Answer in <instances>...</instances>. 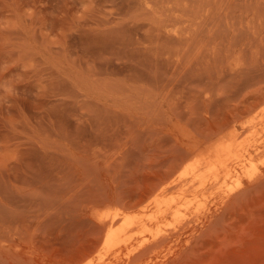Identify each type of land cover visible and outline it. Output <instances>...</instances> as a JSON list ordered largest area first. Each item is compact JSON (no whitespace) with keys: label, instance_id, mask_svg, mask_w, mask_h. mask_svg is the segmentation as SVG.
<instances>
[{"label":"rangeland","instance_id":"1","mask_svg":"<svg viewBox=\"0 0 264 264\" xmlns=\"http://www.w3.org/2000/svg\"><path fill=\"white\" fill-rule=\"evenodd\" d=\"M0 264H264V0H0Z\"/></svg>","mask_w":264,"mask_h":264},{"label":"bare ground","instance_id":"2","mask_svg":"<svg viewBox=\"0 0 264 264\" xmlns=\"http://www.w3.org/2000/svg\"><path fill=\"white\" fill-rule=\"evenodd\" d=\"M248 144V143H247ZM239 146V145H238ZM241 147V146H240ZM258 153V152H257ZM260 153V152H259ZM256 156L257 155H259V154H255ZM240 157V156H239ZM258 157V156H257ZM236 158V157H235ZM236 159H238V157L236 158ZM227 161V160H226ZM226 161H224V162H226ZM247 162V161H246ZM192 165V164H191ZM196 165V164H195ZM242 165V164H241ZM234 166V165H233ZM192 168V167H191ZM188 169H189V167H188ZM221 169H223V166H222V164H221V162H219L218 160H211V159H209V161H207V162H202V163H198L197 164V166H195L192 170H191V174L194 176V175H196L195 177H197L198 178V176L197 175H206V176H210V177H212V179H214V181L215 180H217L218 179V173H219V171L221 170ZM239 169V168H238ZM245 170V169H244ZM247 170V169H246ZM231 171V170H230ZM221 172H222V170H221ZM223 172H224V170H223ZM225 173V175L228 173V172H224ZM221 174V173H220ZM219 174V175H220ZM220 177V176H219ZM225 177V176H224ZM223 178V177H222ZM221 179V178H220ZM219 179V180H220ZM227 179V178H226ZM199 179H197V181H198ZM209 180V179H208ZM189 181H191V180H189ZM200 181H201V179H200ZM212 181V180H211ZM210 181V182H211ZM213 181V182H214ZM218 181V180H217ZM203 182H204V178H203ZM205 182H207V181H205ZM209 182V183H210ZM222 182V181H221ZM204 185V184H203ZM206 185V184H205ZM220 185V184H219ZM214 186H216V185H214ZM213 187V186H212ZM177 198V197H176ZM180 198V197H179ZM157 199V198H156ZM155 199V200H156ZM160 199H162V198H160ZM179 200V199H178ZM195 200V199H194ZM198 200V199H197ZM158 201H159V199H158ZM163 202H164V200H163ZM163 202H161V203H163ZM154 203V202H153ZM167 203H169V202H167ZM178 203V202H177ZM159 204V203H158ZM201 204V203H200ZM157 204H155V206H156ZM170 205H172L171 203H170ZM161 206H163V205H161ZM173 206V205H172ZM197 206V205H196ZM157 208V207H156ZM160 207H158V209H159ZM162 208V207H161ZM161 208H160V210H161ZM165 208H167V204H166V207ZM169 208H170V206H169ZM196 209V208H195ZM165 210V209H164ZM156 211V210H155ZM196 212V211H195ZM171 213V212H170ZM197 213V212H196ZM152 215V214H151ZM171 215V214H170ZM143 216V215H142ZM145 216V215H144ZM149 216H150V214H149ZM148 216V217H149ZM134 217V216H133ZM153 217L155 218V216L153 215ZM131 218V217H130ZM134 218H136V216L134 217ZM122 219V218H121ZM120 219V220H121ZM149 219V218H148ZM135 220V219H134ZM134 220L132 219V221L134 222ZM145 220V219H144ZM153 222H154V220H152ZM122 222V223H121ZM120 222V226L118 225V227L116 228V229H114V227L113 228H111L110 227V230L108 231V233H107V235H106V239L104 240V242H105V245L106 246H108L109 248L111 247L112 248V246H116L118 243H119V241H120V239H122L121 237L124 235L123 233L126 231V229H127V226L129 225V222H130V219H125L124 218V220L123 221H121ZM138 222V221H137ZM137 222H134L135 224H139V222L137 223ZM148 222V221H147ZM142 223H143V220H142ZM149 223V222H148ZM134 224V225H135ZM144 224H145V221H144ZM134 225H132V227L134 226ZM155 225V224H154ZM137 226V225H136ZM136 226H134V227H136ZM133 227V228H134ZM138 227H139V225H138ZM140 227H142V224H141V226ZM146 227V226H145ZM129 229V228H128ZM127 229V230H128ZM134 229H137V227L136 228H134ZM143 229V228H142ZM145 229V228H144ZM147 229V228H146ZM133 230V229H132ZM131 230V231H132ZM149 230V229H148ZM140 231V230H139ZM143 231H145V230H143ZM134 231H132V234L134 235V233H133ZM142 232V231H141ZM140 232V233H141ZM128 233H131V232H128ZM144 233V232H143ZM138 235H140L139 233H138ZM127 236H128V234H127ZM139 238H140V236H139ZM125 239H123V241H124ZM128 240H129V238H128ZM127 242V241H126ZM125 242V243H126ZM120 244V243H119ZM122 244H124L123 242H122ZM121 244V245H122ZM127 244H128V246H129V242H127ZM105 245H103V246H105ZM120 245V246H121ZM126 244H124V245H122V246H125ZM127 246V245H126ZM105 248V247H104ZM114 248V247H113ZM108 249V248H107ZM114 250V249H113ZM110 251V250H109ZM119 251H121V250H119ZM104 252V251H103ZM106 254H107V252H105ZM109 253V252H108ZM120 253V252H119ZM104 254V253H103ZM105 254V255H106ZM110 255V254H109Z\"/></svg>","mask_w":264,"mask_h":264}]
</instances>
